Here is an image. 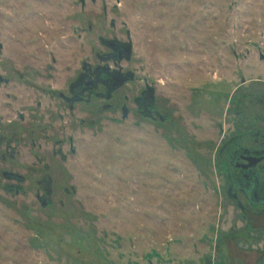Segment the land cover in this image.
Here are the masks:
<instances>
[{
    "label": "rangeland",
    "instance_id": "obj_1",
    "mask_svg": "<svg viewBox=\"0 0 264 264\" xmlns=\"http://www.w3.org/2000/svg\"><path fill=\"white\" fill-rule=\"evenodd\" d=\"M0 44V264H257L219 150L264 115V0H0ZM83 62L136 81L71 111ZM145 78L165 122L135 102Z\"/></svg>",
    "mask_w": 264,
    "mask_h": 264
},
{
    "label": "flooded vegetation",
    "instance_id": "obj_2",
    "mask_svg": "<svg viewBox=\"0 0 264 264\" xmlns=\"http://www.w3.org/2000/svg\"><path fill=\"white\" fill-rule=\"evenodd\" d=\"M110 26L113 31L117 28L114 20L110 22ZM89 29L91 31L93 27L90 26ZM127 36H131L129 31ZM101 42L108 47L107 59L113 61L115 66L128 60V57L133 54V45L130 49L129 44L121 42L117 38H101ZM2 51L3 45L0 44V52ZM134 81H136L134 73L127 72L124 74L121 69L117 70L115 67V69L111 70L109 66L106 69L93 68L83 62L76 79L65 91H57V98L65 104L67 109L74 111L77 104L84 102L86 96L88 95L89 98L93 93L100 100L112 102L116 92ZM3 83L4 79L0 77V86ZM143 83L145 85L144 90L141 96L135 100L140 107L141 114L147 119L165 122L166 117L161 113L157 105L156 90L151 87L147 78L143 79ZM100 88H104V92H98ZM49 91L46 96L52 99L53 90L50 89ZM251 104L254 106L255 102L252 101ZM108 106L109 104L106 105V107ZM257 109L258 107L254 108V110ZM128 112L124 105V117L128 116ZM253 118H255L256 124L254 126L251 125L247 131L225 136L219 155L224 166L225 190L229 200L249 218L250 230L259 233L264 232V226L255 228L253 227V221L264 219V115L257 114ZM221 132H223L222 127ZM2 137L4 136H0V139ZM4 176L10 180L23 182L14 173L4 172ZM44 182L46 185L51 184L49 177L44 178ZM50 193L48 190L45 191L47 195H50ZM39 200L44 207L48 206L49 202L45 198L39 196ZM257 256L256 263L258 264L264 259V254L260 253Z\"/></svg>",
    "mask_w": 264,
    "mask_h": 264
},
{
    "label": "water",
    "instance_id": "obj_3",
    "mask_svg": "<svg viewBox=\"0 0 264 264\" xmlns=\"http://www.w3.org/2000/svg\"><path fill=\"white\" fill-rule=\"evenodd\" d=\"M128 46H129V48L131 49V47H132V44L130 43ZM129 53H130V52H129ZM128 58H130V56H129ZM43 206H44V205H43Z\"/></svg>",
    "mask_w": 264,
    "mask_h": 264
}]
</instances>
